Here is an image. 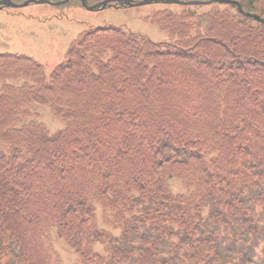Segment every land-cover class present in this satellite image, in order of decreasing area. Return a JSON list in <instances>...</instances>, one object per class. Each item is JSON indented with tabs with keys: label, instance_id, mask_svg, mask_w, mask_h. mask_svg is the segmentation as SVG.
Segmentation results:
<instances>
[{
	"label": "trees",
	"instance_id": "obj_1",
	"mask_svg": "<svg viewBox=\"0 0 264 264\" xmlns=\"http://www.w3.org/2000/svg\"><path fill=\"white\" fill-rule=\"evenodd\" d=\"M147 19L168 39L91 26L51 71L0 53V264H64L57 240L80 264H264V22Z\"/></svg>",
	"mask_w": 264,
	"mask_h": 264
},
{
	"label": "rangeland",
	"instance_id": "obj_2",
	"mask_svg": "<svg viewBox=\"0 0 264 264\" xmlns=\"http://www.w3.org/2000/svg\"><path fill=\"white\" fill-rule=\"evenodd\" d=\"M12 1L23 3L27 0ZM50 1L31 3L18 9H0V53L31 56L51 71L65 60L71 42L91 26L114 25L143 34L154 41L168 39L166 32L147 19V16L163 7L164 3L130 7L108 6L101 10H89L81 0ZM100 1L102 0H90V3ZM36 107L40 120L51 131L63 127V122L54 115L49 106ZM170 184L175 192L184 190L183 184L176 178H172ZM102 219L100 216L101 226L108 227ZM56 248L64 264H80L74 251L62 240H57Z\"/></svg>",
	"mask_w": 264,
	"mask_h": 264
},
{
	"label": "water",
	"instance_id": "obj_3",
	"mask_svg": "<svg viewBox=\"0 0 264 264\" xmlns=\"http://www.w3.org/2000/svg\"><path fill=\"white\" fill-rule=\"evenodd\" d=\"M68 1V0H66ZM82 4L89 10H99L104 9L108 5H126V6H141L146 4H152V3H167V4H183V5H197V4H211L213 2L217 3H232L236 4L239 7V10L246 14L249 17L256 18L259 21L264 22V18L257 14L253 13H245L241 4L236 0H208V1H182V0H104L102 2L90 5L88 3V0H81ZM44 2H51L50 0H27L23 3H15L12 0H0V9L4 7H13V8H20L26 5H29L31 3H44Z\"/></svg>",
	"mask_w": 264,
	"mask_h": 264
}]
</instances>
